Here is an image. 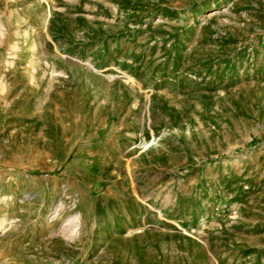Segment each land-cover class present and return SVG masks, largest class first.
Segmentation results:
<instances>
[{
	"label": "rangeland",
	"instance_id": "1",
	"mask_svg": "<svg viewBox=\"0 0 264 264\" xmlns=\"http://www.w3.org/2000/svg\"><path fill=\"white\" fill-rule=\"evenodd\" d=\"M0 264H264V0H0Z\"/></svg>",
	"mask_w": 264,
	"mask_h": 264
},
{
	"label": "bare ground",
	"instance_id": "2",
	"mask_svg": "<svg viewBox=\"0 0 264 264\" xmlns=\"http://www.w3.org/2000/svg\"><path fill=\"white\" fill-rule=\"evenodd\" d=\"M213 14L214 13H211L209 16H213ZM63 206H64L63 203L57 205L56 213L54 216L58 215L61 212ZM79 224H80V214H75L67 220V223L64 225L62 231L65 232V234H69V236H74V234L78 229Z\"/></svg>",
	"mask_w": 264,
	"mask_h": 264
},
{
	"label": "crops",
	"instance_id": "3",
	"mask_svg": "<svg viewBox=\"0 0 264 264\" xmlns=\"http://www.w3.org/2000/svg\"><path fill=\"white\" fill-rule=\"evenodd\" d=\"M91 61H92V62H91ZM90 63H91V64L93 63L95 67L98 65V64L96 63V60L91 59V58H90Z\"/></svg>",
	"mask_w": 264,
	"mask_h": 264
}]
</instances>
